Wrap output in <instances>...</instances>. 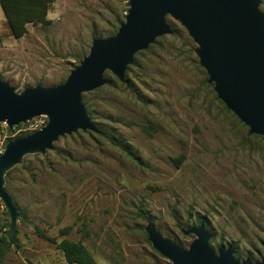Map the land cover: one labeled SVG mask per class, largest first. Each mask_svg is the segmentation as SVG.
I'll return each mask as SVG.
<instances>
[{
    "label": "rangeland",
    "instance_id": "374dc122",
    "mask_svg": "<svg viewBox=\"0 0 264 264\" xmlns=\"http://www.w3.org/2000/svg\"><path fill=\"white\" fill-rule=\"evenodd\" d=\"M127 9L128 0H53L49 22L28 23L15 38L0 6V79L16 92L61 85L94 38L117 32ZM167 23L171 34L138 51L123 81L105 71V84L82 94L104 136L61 137L54 151L26 155L6 177L22 217L9 242L0 200V238L8 242L0 264H68L38 230L57 242H81L96 264H168L144 226L187 247L194 235L181 230L196 226V217L206 222L214 250L263 256L264 136L250 134L217 98L197 45L179 22ZM46 122L1 124L0 152Z\"/></svg>",
    "mask_w": 264,
    "mask_h": 264
},
{
    "label": "water",
    "instance_id": "95a60500",
    "mask_svg": "<svg viewBox=\"0 0 264 264\" xmlns=\"http://www.w3.org/2000/svg\"><path fill=\"white\" fill-rule=\"evenodd\" d=\"M260 0H128V9L117 32L94 38L89 53L58 86L26 87L16 92L0 79V125L9 128L34 117L47 122L38 130L8 141L0 152V200L9 217L6 237L16 231L20 207L5 187L8 171L21 165L26 155H46L59 138L78 131L102 134L82 102V94L105 84L110 71L123 81L134 55L157 37L171 34L166 16L179 22L193 42L199 64L218 99L242 122L250 134L264 136V11ZM206 222L187 230L194 238L183 247L150 222L144 231L151 246L168 264H264L234 257L230 246L210 247Z\"/></svg>",
    "mask_w": 264,
    "mask_h": 264
},
{
    "label": "trees",
    "instance_id": "16d2710c",
    "mask_svg": "<svg viewBox=\"0 0 264 264\" xmlns=\"http://www.w3.org/2000/svg\"><path fill=\"white\" fill-rule=\"evenodd\" d=\"M52 2L53 0H0V6L2 8L10 34L14 36L15 38H20L27 32L26 25L28 23L36 24L39 22H42V23L49 22L46 19V16H47V12L49 10L50 4ZM167 17L169 16H166V22H167ZM101 135L104 136V133L102 132ZM113 142L117 144L118 146L123 147L121 143H118L115 141ZM13 169H11L10 171L6 173L5 180H6V177L9 175V173ZM195 221L198 225L201 221H204V219L200 217H196ZM207 227L208 226L206 224L205 226L206 230H207ZM69 230H70V227L64 228L61 231V235L67 234ZM37 234L41 238L51 243H54L57 246V248L62 252L66 263L68 264H96V261L94 257L92 256V254L81 242L72 241L67 238H62L60 241L57 242L56 239L49 237L41 230H38ZM209 244H210V241H209ZM7 248H8V242L6 241V237L2 236L0 238V261L2 260ZM234 257H237L236 251H234ZM248 258L250 260L253 259L251 256H248Z\"/></svg>",
    "mask_w": 264,
    "mask_h": 264
}]
</instances>
